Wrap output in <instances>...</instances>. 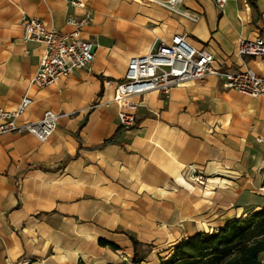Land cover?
<instances>
[{
    "label": "crops",
    "instance_id": "obj_1",
    "mask_svg": "<svg viewBox=\"0 0 264 264\" xmlns=\"http://www.w3.org/2000/svg\"><path fill=\"white\" fill-rule=\"evenodd\" d=\"M93 11L82 38L94 46L88 67L43 88L29 87L43 46L24 40L22 13L70 32L80 10L63 0H0V109L24 94L32 104L17 123L57 114L50 138L0 135V264H157L197 233L264 206V98L223 87L209 76L152 91L136 125L121 130L111 103L129 58L183 35L207 47L221 72L247 66L264 76V53L241 57L240 39H264V0H78ZM115 136V137H114ZM114 137L112 143L104 142ZM192 170L206 179L190 185ZM130 238L138 242L133 246ZM102 239L115 246H101Z\"/></svg>",
    "mask_w": 264,
    "mask_h": 264
},
{
    "label": "built area",
    "instance_id": "obj_2",
    "mask_svg": "<svg viewBox=\"0 0 264 264\" xmlns=\"http://www.w3.org/2000/svg\"><path fill=\"white\" fill-rule=\"evenodd\" d=\"M63 1L80 10L79 14L66 17V24L73 28L70 32L47 28L42 20L22 13L24 40L43 46L38 68L28 81L29 87L53 85L72 72L88 67L94 59V46L82 38L84 28L92 20V9L78 0ZM227 1L213 0L220 9ZM180 3L182 0L159 2L168 10L195 21L194 17L177 9ZM263 53L264 39L260 36L252 40L240 39L237 43V54L241 57H257ZM213 63V54L207 47L193 46L185 36L179 34L174 35L168 43L156 44L145 55L129 58L123 79L114 82L111 100L118 107L119 128L128 130L135 127L136 112L140 105L134 98L152 91L167 96L174 87L209 76L220 78L225 89L253 98H264V76L256 74L247 66L234 72H221ZM31 104L32 100L26 93L13 111L0 109V135L27 133L40 142L48 140L57 127V114L52 111H45L35 122L17 123ZM256 142L262 144L264 150L263 138L257 137ZM185 179L190 185H203L206 182L204 176L192 169ZM20 263L29 264L30 260L24 259Z\"/></svg>",
    "mask_w": 264,
    "mask_h": 264
},
{
    "label": "trees",
    "instance_id": "obj_3",
    "mask_svg": "<svg viewBox=\"0 0 264 264\" xmlns=\"http://www.w3.org/2000/svg\"><path fill=\"white\" fill-rule=\"evenodd\" d=\"M246 2L257 11L256 0ZM114 137L104 145L112 143ZM130 240L134 247L138 245L133 238ZM98 243L115 249L105 240ZM141 258H133L132 263L137 264ZM157 264H264V206L209 233H197L182 240L167 256L159 258Z\"/></svg>",
    "mask_w": 264,
    "mask_h": 264
},
{
    "label": "rangeland",
    "instance_id": "obj_4",
    "mask_svg": "<svg viewBox=\"0 0 264 264\" xmlns=\"http://www.w3.org/2000/svg\"><path fill=\"white\" fill-rule=\"evenodd\" d=\"M206 183V182H205ZM194 185V184H193ZM204 185V184H203ZM133 264V263H132Z\"/></svg>",
    "mask_w": 264,
    "mask_h": 264
}]
</instances>
